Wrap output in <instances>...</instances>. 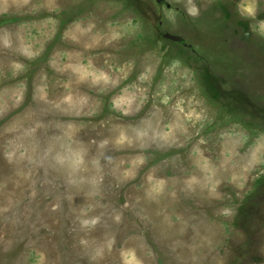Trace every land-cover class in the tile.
<instances>
[{
  "label": "rangeland",
  "instance_id": "rangeland-1",
  "mask_svg": "<svg viewBox=\"0 0 264 264\" xmlns=\"http://www.w3.org/2000/svg\"><path fill=\"white\" fill-rule=\"evenodd\" d=\"M0 264H264V0H0Z\"/></svg>",
  "mask_w": 264,
  "mask_h": 264
}]
</instances>
